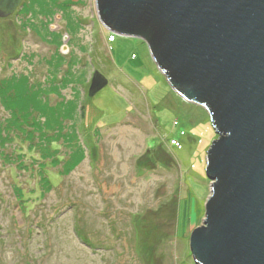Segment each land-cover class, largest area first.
<instances>
[{
  "label": "rangeland",
  "instance_id": "374dc122",
  "mask_svg": "<svg viewBox=\"0 0 264 264\" xmlns=\"http://www.w3.org/2000/svg\"><path fill=\"white\" fill-rule=\"evenodd\" d=\"M108 32L95 0L0 17V264H194L216 134L142 39Z\"/></svg>",
  "mask_w": 264,
  "mask_h": 264
},
{
  "label": "water",
  "instance_id": "95a60500",
  "mask_svg": "<svg viewBox=\"0 0 264 264\" xmlns=\"http://www.w3.org/2000/svg\"><path fill=\"white\" fill-rule=\"evenodd\" d=\"M19 2L0 0V17ZM95 5L104 29L145 42L168 85L206 110L216 134L203 218L188 237L194 264H264V0ZM106 83L94 70L88 96Z\"/></svg>",
  "mask_w": 264,
  "mask_h": 264
},
{
  "label": "built area",
  "instance_id": "2783aa9c",
  "mask_svg": "<svg viewBox=\"0 0 264 264\" xmlns=\"http://www.w3.org/2000/svg\"><path fill=\"white\" fill-rule=\"evenodd\" d=\"M113 38H114V34L112 32H108L107 35H106V37H105V40L107 42H110V41L113 40Z\"/></svg>",
  "mask_w": 264,
  "mask_h": 264
}]
</instances>
